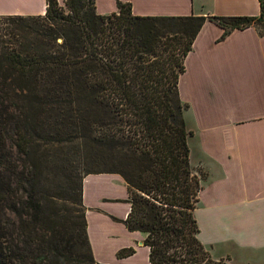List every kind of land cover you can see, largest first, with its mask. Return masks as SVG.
Segmentation results:
<instances>
[{
	"label": "trees",
	"instance_id": "16d2710c",
	"mask_svg": "<svg viewBox=\"0 0 264 264\" xmlns=\"http://www.w3.org/2000/svg\"><path fill=\"white\" fill-rule=\"evenodd\" d=\"M259 4L258 16H138L120 0L106 15L95 0H46L42 15H0V264H101L82 203V179L97 173L123 178L129 211L122 223L143 234L151 264H231L213 258L198 237L204 173L189 163L178 77L206 19L223 29L220 40L250 26L263 36ZM46 105L57 116H43ZM76 125L94 134L88 164L104 166L50 169L49 155L35 147ZM47 168V180L64 168L66 186L54 195L61 203L41 180Z\"/></svg>",
	"mask_w": 264,
	"mask_h": 264
},
{
	"label": "crops",
	"instance_id": "0c3cea01",
	"mask_svg": "<svg viewBox=\"0 0 264 264\" xmlns=\"http://www.w3.org/2000/svg\"><path fill=\"white\" fill-rule=\"evenodd\" d=\"M116 1L95 0V10L100 15L114 12ZM120 1L128 2L138 16L260 13L259 0ZM45 5L46 0H0V15H42ZM222 32L216 23L203 22L178 77V96L187 104L182 117L191 133L189 163L204 173L194 216L199 240L216 258L238 250L247 261L255 256L264 264V35L250 26L220 40ZM125 198L120 175L83 177L82 203L93 257L101 264H151L143 234L122 223L129 211ZM127 247H133V254L116 256Z\"/></svg>",
	"mask_w": 264,
	"mask_h": 264
},
{
	"label": "rangeland",
	"instance_id": "374dc122",
	"mask_svg": "<svg viewBox=\"0 0 264 264\" xmlns=\"http://www.w3.org/2000/svg\"><path fill=\"white\" fill-rule=\"evenodd\" d=\"M167 34H165L163 37H166ZM58 42L61 41L59 38L57 40ZM82 103H79L80 105ZM28 107L31 109L32 106L28 104ZM55 106L52 105H46L44 115L45 117H55L57 116L55 112ZM15 107L13 105H10V111H13ZM61 109V108H58ZM102 114V113H101ZM104 115V114H102ZM119 117L116 118L118 120ZM77 127L71 131L66 132L63 134V137L61 140H53V142H41L35 147V152L37 154H48L49 155V166L50 169H54V165L58 163H65L64 168L73 166L79 169V172L83 171V168L90 166V161L87 159V155H85L88 152L89 147V138H92L94 136L92 132V128L87 126L86 128L82 129L80 125H76ZM191 147H193L192 142L190 143ZM10 144L8 143L7 148L9 150ZM48 166V167H49ZM104 166L103 163L95 164V166H90L93 168H102ZM64 168H61L59 171L58 169L55 171H58L57 173H54L50 180H47L51 175L49 174L50 169H45L44 173L41 175V180L43 183L51 184L50 186L46 184V188L49 189V194L52 196L54 201H59V203L62 202V200L56 196H54L57 191L63 190L66 186V176H63V170ZM119 175V174H118ZM61 186V187H60ZM119 186H123L122 183L119 184ZM61 188V189H60ZM54 192V193H53ZM126 201V198L123 199ZM71 201V200H70ZM67 203V202H66ZM71 203V202H70ZM73 207V206H72ZM139 232V231H138ZM211 249V248H210ZM209 249V253L213 257H217L215 254L212 253ZM217 252V249L215 250ZM244 255V256H242ZM234 259L232 261V258ZM230 260L231 264H258L257 258L252 257L253 259H248L245 257V254L241 251H229V256H227ZM231 258V259H230ZM264 263V262H263Z\"/></svg>",
	"mask_w": 264,
	"mask_h": 264
}]
</instances>
